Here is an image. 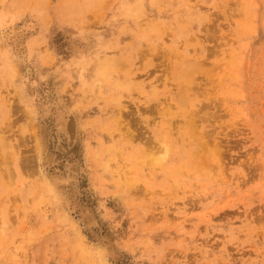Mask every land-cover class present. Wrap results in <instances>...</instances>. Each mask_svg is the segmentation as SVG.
I'll use <instances>...</instances> for the list:
<instances>
[{"label": "rangeland", "instance_id": "obj_1", "mask_svg": "<svg viewBox=\"0 0 264 264\" xmlns=\"http://www.w3.org/2000/svg\"><path fill=\"white\" fill-rule=\"evenodd\" d=\"M0 264H264V0H0Z\"/></svg>", "mask_w": 264, "mask_h": 264}, {"label": "bare ground", "instance_id": "obj_2", "mask_svg": "<svg viewBox=\"0 0 264 264\" xmlns=\"http://www.w3.org/2000/svg\"><path fill=\"white\" fill-rule=\"evenodd\" d=\"M191 78H192V76H191ZM188 80H189V79H188ZM188 80H187V81H188ZM189 87H190V85H189ZM187 89H188V88H187ZM184 90H185V89H184ZM185 97H186V96H185ZM190 99H191V98H190ZM191 102H192V101H191ZM189 111H190V110H189ZM191 113H192V112H191ZM170 136H171V135H170ZM174 137H176V136H174ZM174 137H173V138H174ZM179 142H180V141H179Z\"/></svg>", "mask_w": 264, "mask_h": 264}]
</instances>
